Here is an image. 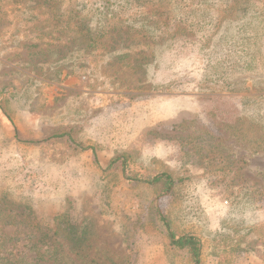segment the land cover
I'll use <instances>...</instances> for the list:
<instances>
[{"label":"rangeland","instance_id":"obj_1","mask_svg":"<svg viewBox=\"0 0 264 264\" xmlns=\"http://www.w3.org/2000/svg\"><path fill=\"white\" fill-rule=\"evenodd\" d=\"M156 204L264 264V0H0V264H189Z\"/></svg>","mask_w":264,"mask_h":264},{"label":"trees","instance_id":"obj_2","mask_svg":"<svg viewBox=\"0 0 264 264\" xmlns=\"http://www.w3.org/2000/svg\"><path fill=\"white\" fill-rule=\"evenodd\" d=\"M119 161H121L122 170L127 180L131 182H138V183L143 182V183L151 184L156 187L159 196L169 195L173 191L175 180L173 179V176L170 173L160 172L155 175L145 177L144 175H142L140 171L131 168V159L127 153H122L114 156L111 159L109 166H112V164ZM155 208L157 212V219L159 223L162 225V227H164L167 237L169 238V246L174 250L182 251L186 253V261L189 264H199L201 262V253H202L201 239L195 234L185 231L179 228L178 226H176L173 223V220L169 219L165 214L161 212L157 204L155 205ZM59 217L60 215L54 216V222L55 225H57V227L56 228L51 227L53 236L57 235L60 231L59 229L60 226L57 223ZM66 230L69 232L68 234L69 241L71 242V244L73 243L75 245L74 250H75L76 258L75 259L72 258V261L74 263H78L77 257H82V255L79 254V250L76 246L78 243L84 242L82 237L85 234V232L82 231L79 234L77 233L76 230L71 229V227L68 229L66 228ZM42 239L44 238L41 237V240ZM55 241L57 242V239H54V242ZM38 242H40V240H38L36 244H34V246H37ZM40 248L41 247H39V251H37L36 255L32 257V260L29 262V264H56V262H58L57 264H61L60 255L56 248L53 250L44 249V251H41L42 249ZM25 257L26 256H23L18 259L23 261L25 260Z\"/></svg>","mask_w":264,"mask_h":264}]
</instances>
